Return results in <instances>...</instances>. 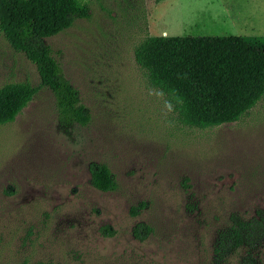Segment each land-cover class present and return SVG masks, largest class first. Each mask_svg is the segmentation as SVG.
<instances>
[{"label":"rangeland","instance_id":"obj_1","mask_svg":"<svg viewBox=\"0 0 264 264\" xmlns=\"http://www.w3.org/2000/svg\"><path fill=\"white\" fill-rule=\"evenodd\" d=\"M86 1V19L43 40L84 126L59 118L0 34V87L37 88L0 126V264H264V96L236 122L188 127L133 59L146 36L263 37L264 0ZM90 163L106 166L112 191L91 187ZM230 216L258 225L217 254ZM137 224L150 229L142 239Z\"/></svg>","mask_w":264,"mask_h":264},{"label":"trees","instance_id":"obj_2","mask_svg":"<svg viewBox=\"0 0 264 264\" xmlns=\"http://www.w3.org/2000/svg\"><path fill=\"white\" fill-rule=\"evenodd\" d=\"M163 0H154V4ZM86 0H0V34L15 52L34 65L39 87L47 89L61 120L84 126L89 120L77 92L63 78L44 39L86 19ZM133 59L148 84L163 93L177 120L206 129L238 121L264 96V36H146L133 49ZM37 88L26 82L0 87V126L12 122ZM92 188L109 192L114 180L105 165L88 166ZM131 208L136 215L139 208ZM258 222L230 216L216 241L215 252L234 253L251 242ZM150 229L133 228L137 239Z\"/></svg>","mask_w":264,"mask_h":264}]
</instances>
